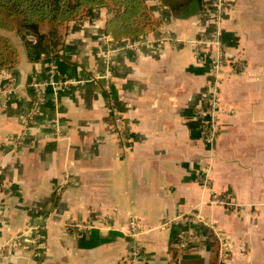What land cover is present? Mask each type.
<instances>
[{
  "label": "crops",
  "instance_id": "1",
  "mask_svg": "<svg viewBox=\"0 0 264 264\" xmlns=\"http://www.w3.org/2000/svg\"><path fill=\"white\" fill-rule=\"evenodd\" d=\"M147 3L162 27L137 41L101 43L105 10L60 27L57 56L39 64L11 36L19 60L0 72V264H128L134 247L140 264H264V0H206L187 19ZM215 35L221 45L201 49L225 58L219 76L194 54ZM50 68L76 84H50ZM214 85L209 145L200 113ZM207 168L209 187L199 181ZM75 222L91 229L75 233Z\"/></svg>",
  "mask_w": 264,
  "mask_h": 264
},
{
  "label": "trees",
  "instance_id": "2",
  "mask_svg": "<svg viewBox=\"0 0 264 264\" xmlns=\"http://www.w3.org/2000/svg\"><path fill=\"white\" fill-rule=\"evenodd\" d=\"M156 1L177 19L206 11L205 0ZM103 9L110 15L103 32L112 42L137 41L162 27V19L155 16L147 0H0V31L13 33L22 43L28 62L39 64L57 56L54 47L60 27L85 21ZM18 60V48L0 32V72L12 70ZM85 237L80 234L81 240Z\"/></svg>",
  "mask_w": 264,
  "mask_h": 264
},
{
  "label": "built area",
  "instance_id": "3",
  "mask_svg": "<svg viewBox=\"0 0 264 264\" xmlns=\"http://www.w3.org/2000/svg\"><path fill=\"white\" fill-rule=\"evenodd\" d=\"M218 6V12H222L223 11V3L221 1H219V3L217 4ZM100 42L106 45H109V43H111V39L108 36H102L100 38ZM209 44L207 42H198L197 46L195 47V57L202 62H206V58L207 56L202 53V49H201V45H206ZM212 45H216L219 46L221 45L220 42V38H218V36H216L214 38L213 41H211ZM134 45L136 44H127L126 47L127 48H132ZM227 62L225 60V58H223V56H218L217 58L213 59L212 61H210V66L212 68V71L214 72L215 76H219V74L222 72V69L227 67ZM49 74L51 76V83L50 82H41V83H34V87L37 91H39L40 89L44 88L45 86H47L49 83L53 84V85H60V86H65V87H70L74 84H76V82L74 80H70V79H60L56 77V71L53 68L49 69ZM111 76V70H108L107 73L105 74V76L103 77H98V79H108ZM107 90L110 92V88L108 86H106ZM12 90H9V93H11ZM212 98H211V104L209 109L206 112L200 113L205 119L204 121V130H203V137L204 140L209 144V145H213L215 143V141L217 140L218 137V132H219V125L216 122V119L218 118V112H219V105H218V86L214 85L212 88ZM38 97H40L38 95ZM115 116H116V122H117V128L118 130L123 134V136L127 135V132L129 130V125L127 124V122L124 121L123 118L120 117V115L118 114V112L115 110ZM199 181L206 187H209L211 184V180L209 178V170L207 168V170H204L201 175L199 176ZM213 201L216 204H221V205H228L230 207H232V203L228 202L229 200H225L224 198H220L219 196H217L216 194L213 195ZM130 234L133 238H136L140 232V226L139 224H137V222L135 220H132L130 222ZM70 228L73 230V232L75 233H79V232H87L88 230H90L91 228L88 225H85L81 222H75V223H71L70 224ZM183 247L185 248L186 245L184 244ZM223 256V255H222ZM2 257L1 253H0V258ZM144 257V254L142 253V251L137 248L134 247L133 250L131 251L130 255L127 258V263L128 264H140L142 262V259Z\"/></svg>",
  "mask_w": 264,
  "mask_h": 264
},
{
  "label": "rangeland",
  "instance_id": "4",
  "mask_svg": "<svg viewBox=\"0 0 264 264\" xmlns=\"http://www.w3.org/2000/svg\"><path fill=\"white\" fill-rule=\"evenodd\" d=\"M205 1H206V0H205ZM103 10H104V9H103ZM105 12L108 13V11H106V10H105ZM4 33H5L8 37H10V39L12 40L11 36L14 35L13 33H11V32H5V31H4ZM104 36H108V35H105V34H104ZM108 37H109V36H108ZM15 38H16V37H15ZM16 40H17V39H16ZM12 41H13V40H12Z\"/></svg>",
  "mask_w": 264,
  "mask_h": 264
}]
</instances>
